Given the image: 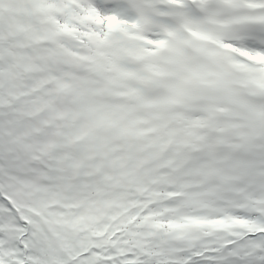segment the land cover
Here are the masks:
<instances>
[{"label":"snow or ice","instance_id":"obj_1","mask_svg":"<svg viewBox=\"0 0 264 264\" xmlns=\"http://www.w3.org/2000/svg\"><path fill=\"white\" fill-rule=\"evenodd\" d=\"M0 264H264V0H0Z\"/></svg>","mask_w":264,"mask_h":264}]
</instances>
